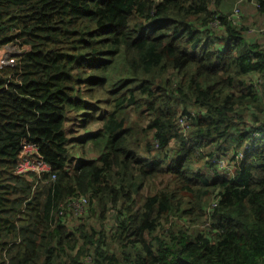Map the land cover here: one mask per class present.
Segmentation results:
<instances>
[{
    "label": "trees",
    "instance_id": "16d2710c",
    "mask_svg": "<svg viewBox=\"0 0 264 264\" xmlns=\"http://www.w3.org/2000/svg\"><path fill=\"white\" fill-rule=\"evenodd\" d=\"M223 2L0 0V47L27 46L0 70V264H264V47ZM24 139L55 181L16 171ZM81 194L93 231L56 219Z\"/></svg>",
    "mask_w": 264,
    "mask_h": 264
},
{
    "label": "rangeland",
    "instance_id": "374dc122",
    "mask_svg": "<svg viewBox=\"0 0 264 264\" xmlns=\"http://www.w3.org/2000/svg\"><path fill=\"white\" fill-rule=\"evenodd\" d=\"M222 7L231 8V13L234 12V9L236 7H240L241 12L239 15L236 16V18H235L236 22L239 24L243 23L244 25L248 26L247 34H248L249 38H251L253 40H258L260 43L263 44V47H264V32H249V29H252V28L259 29L261 27H264V15L259 13V11L257 10V7H256L253 0H224ZM12 45L14 47L10 46L11 48L6 49V51L23 52L27 48V46H23L20 44H12ZM5 62H7L6 59L0 55V63H5ZM74 123H76V121L71 119L67 123L66 126L68 128L71 127L72 125L74 127H76V131L74 133H72V135H74L75 137L83 136L86 133V130H84L83 128L79 127L77 124H74ZM78 143L79 142H75V146L72 150V154L74 155V157L76 159L79 157H84V154L82 153L83 149L80 145H78ZM95 149H97V148H95L93 145L88 144L87 152H88L89 156H96L98 154V152ZM77 161H78V159H77ZM229 162L232 165L231 166L232 169H234L233 162H231V161H229ZM226 171L230 172L231 170L226 169ZM164 176H165V178H167V175H164ZM160 179L161 178L158 179V182L160 181ZM148 190H149V188L147 189V191ZM151 190L152 191L156 190V184L155 183L152 184ZM67 221H68L67 223L69 224L70 228L73 231H77L76 228L82 224L87 226V228L90 229L91 231H93L91 226L94 225L96 227V225L98 224V216L94 215L92 213V211L90 209H88V211L85 214L81 215L80 217L70 215L68 217ZM112 224H113V217H109L104 222V228L103 229H105V231H109ZM115 246H117V245H115ZM85 260L86 259L84 258L83 264H91V262L85 261Z\"/></svg>",
    "mask_w": 264,
    "mask_h": 264
},
{
    "label": "built area",
    "instance_id": "2783aa9c",
    "mask_svg": "<svg viewBox=\"0 0 264 264\" xmlns=\"http://www.w3.org/2000/svg\"><path fill=\"white\" fill-rule=\"evenodd\" d=\"M241 12L240 7H236L234 12L232 13V18L236 21V16L239 15ZM250 32H264V27L259 29L252 28ZM14 47L12 44H7L0 47V55L6 59L7 62L0 63V70L8 67L13 66L16 64V58L21 52H12L6 51V49ZM11 77V76H9ZM182 124L184 123V118L180 119ZM220 164L224 167L227 166L224 160H219ZM16 171L20 174H26L28 172L34 171L37 174L39 180L42 181H51L55 180L57 174L53 172L52 165L44 158L41 153L40 146L28 139H24L21 143V158L17 163ZM46 175L49 177L45 178ZM88 203V199L85 196H74L71 197L67 205L70 207L76 215H80L85 211L86 205ZM214 203V205H216ZM65 213L64 204L61 205L60 214L63 215ZM90 258L88 259V261Z\"/></svg>",
    "mask_w": 264,
    "mask_h": 264
},
{
    "label": "clouds",
    "instance_id": "9594fccd",
    "mask_svg": "<svg viewBox=\"0 0 264 264\" xmlns=\"http://www.w3.org/2000/svg\"><path fill=\"white\" fill-rule=\"evenodd\" d=\"M254 1V3H255V5H256V7H257V2H256V0H253ZM235 21V20H234ZM236 22V21H235ZM237 23V22H236ZM239 24V23H238ZM249 32H250V29H249ZM12 44V43H11ZM4 46V45H3ZM20 54V53H19ZM41 150V149H40ZM42 153V152H41ZM50 163V162H49ZM51 164V163H50ZM52 165V164H51ZM52 168H53V166H52ZM53 172H55L54 171V169H53ZM56 173V172H55ZM57 174V173H56ZM47 177H49V175H46L45 176V178H47ZM57 178V177H56ZM56 180V179H55ZM55 180H51V181H49V182H47V181H42V180H39L38 179V177H37V182H36V184H35V186L34 187H36L37 186V184H38V182H45V183H50V182H52V181H55ZM74 196H85V197H87V199H88V203H87V205H86V208H85V211L82 213V214H80V215H76L75 213H74V211L70 208V207H68V205H67V202H68V200L71 198V197H74ZM74 196H71L68 200H66V201H64V202H62V203H60V205H59V207H58V210L56 211V219H59V218H63V220H67L68 219V217L70 216V215H74V216H78V217H80L81 215H83V214H85L87 211H88V209H89V197L87 196V195H83V194H81V195H74ZM214 201H217V200H214ZM215 203V202H214ZM213 203V204H214ZM62 204H64V210H65V213L63 214V215H61L60 214V209H61V205ZM90 258V260H89V262H91L92 261V256L91 255H88L87 257H85V261H88V259ZM84 261V262H85Z\"/></svg>",
    "mask_w": 264,
    "mask_h": 264
}]
</instances>
